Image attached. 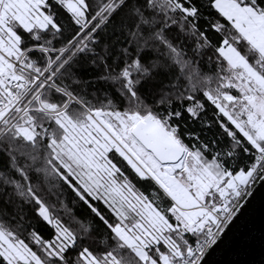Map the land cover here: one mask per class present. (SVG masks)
Returning <instances> with one entry per match:
<instances>
[{
	"label": "snow or ice",
	"instance_id": "obj_1",
	"mask_svg": "<svg viewBox=\"0 0 264 264\" xmlns=\"http://www.w3.org/2000/svg\"><path fill=\"white\" fill-rule=\"evenodd\" d=\"M262 186L264 0H0V264H206Z\"/></svg>",
	"mask_w": 264,
	"mask_h": 264
},
{
	"label": "water",
	"instance_id": "obj_2",
	"mask_svg": "<svg viewBox=\"0 0 264 264\" xmlns=\"http://www.w3.org/2000/svg\"><path fill=\"white\" fill-rule=\"evenodd\" d=\"M206 264H264V186Z\"/></svg>",
	"mask_w": 264,
	"mask_h": 264
},
{
	"label": "trees",
	"instance_id": "obj_3",
	"mask_svg": "<svg viewBox=\"0 0 264 264\" xmlns=\"http://www.w3.org/2000/svg\"><path fill=\"white\" fill-rule=\"evenodd\" d=\"M38 230L42 233H44L45 235H47V231L45 229V227L41 224V225H38Z\"/></svg>",
	"mask_w": 264,
	"mask_h": 264
}]
</instances>
